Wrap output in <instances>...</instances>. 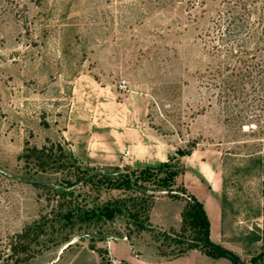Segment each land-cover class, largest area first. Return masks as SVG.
<instances>
[{"label": "rangeland", "instance_id": "374dc122", "mask_svg": "<svg viewBox=\"0 0 264 264\" xmlns=\"http://www.w3.org/2000/svg\"><path fill=\"white\" fill-rule=\"evenodd\" d=\"M224 1L0 0V264H219L188 251L204 248L194 225L180 229L181 200L194 195L212 215L216 184L251 220L264 189V49L249 44L242 80L205 76L206 32ZM249 2L260 30L264 0ZM142 136L167 141V164L129 156ZM57 143L63 167L20 157L42 145L58 156ZM126 171L146 190L127 186ZM150 209L166 227L145 219ZM35 223L44 231L28 255L13 252L15 234ZM236 239L226 243L240 259L264 263V240Z\"/></svg>", "mask_w": 264, "mask_h": 264}, {"label": "trees", "instance_id": "16d2710c", "mask_svg": "<svg viewBox=\"0 0 264 264\" xmlns=\"http://www.w3.org/2000/svg\"><path fill=\"white\" fill-rule=\"evenodd\" d=\"M251 4L249 0H225L223 2L222 8L219 9L212 27L207 30L208 37L205 40V47L207 53L210 56V64L205 68L206 79L208 82L213 85H217V82L226 80V82L231 81L234 77L240 78L241 80L249 74L247 69L243 71L244 67L248 66L246 63L248 47L250 43H254L258 46L259 49H264V3L259 4L257 24L261 25L260 30L255 24V21H249L248 17L250 15ZM255 9V8H254ZM257 32H259L257 36ZM240 49L241 56L235 52L236 49ZM253 48V46H251ZM260 64L262 65L264 61V52L259 55ZM238 62V63H237ZM224 66V67H223ZM245 67V68H246ZM260 67V66H259ZM222 68L226 69L224 73ZM236 69V70H235ZM257 76L264 75V68H259L256 71ZM261 77V76H260ZM263 78V77H262ZM264 79V78H263ZM258 81L262 84V79L258 78ZM57 148H59L58 156H55V153L46 152L47 146L42 145L41 147L37 146H27L24 151L20 154V157L28 163L31 160H34L36 169L44 170L47 166L54 167H63L65 166L64 162L60 160L61 156L64 155L60 144L57 143ZM51 151L53 144H51ZM182 154L189 153V150H179ZM159 164H167L165 161H160ZM262 172L264 173V153L261 159ZM171 177L175 173L170 171ZM134 176L133 171L125 172V183L127 186H134L137 182L131 181ZM140 186V185H139ZM142 187V186H141ZM167 194L170 197L179 198L180 194L167 189ZM263 216H264V190H263ZM189 200H186L181 211V223L180 229H184L186 222L194 225L198 231L197 238L201 240V246H203L206 253H213L215 255H222L216 250L209 248L205 244V234L207 227H209V220L207 214L204 210L203 203L198 200L194 195L189 196ZM114 208L106 207L104 211H100L101 214L110 217L113 215ZM145 219H149V214H145ZM141 226V223H139ZM264 226V220H263ZM43 228L40 224H34L33 226H26L20 232L15 234V242L12 243L13 252L22 251L25 255H28L31 247V243H36L38 237L43 232ZM216 244V243H215ZM188 248H197V243H189ZM220 246L219 244H216ZM234 253V252H233ZM19 256L15 260H18ZM18 258V259H17ZM256 256H252L250 263L251 264H264L261 261H257ZM234 262V261H233Z\"/></svg>", "mask_w": 264, "mask_h": 264}, {"label": "crops", "instance_id": "0c3cea01", "mask_svg": "<svg viewBox=\"0 0 264 264\" xmlns=\"http://www.w3.org/2000/svg\"><path fill=\"white\" fill-rule=\"evenodd\" d=\"M130 131L134 135L135 138L134 140L138 138L140 132L143 133V130H139L137 128L130 129ZM142 139H143L142 142L133 141L134 143L130 146V149L128 150L130 153L129 156H131V158L134 160L165 161L169 156V154L173 151V149L168 146L167 141L161 137H155L153 141L151 142L149 141L148 143H145L146 141L144 140V136H142ZM133 153L135 154V156ZM261 171H262V165H261ZM215 185L210 186L211 188H209L206 195V197L208 196L211 197L212 215H210L208 211L209 209L206 207V205H204V200L203 202L201 201L203 203L204 210L209 220L210 239L214 243L219 244L220 246L230 251H232L233 249L229 245H227L226 242L228 241L238 242L236 238L241 235L245 236L246 238L245 241L248 243L253 244L256 242L257 243L262 242L264 240V226H263L264 216H263V194H262L264 189L261 190L260 205L259 208L257 209L255 217H252L251 220H249V218L243 220L242 217L237 215V213H235L234 210L227 208L223 204V199L220 194L219 188L218 186ZM181 202H182V206H181L182 209L185 202H183V200H181ZM180 220H181V216H180ZM149 221L163 228L166 227L161 224L159 225L157 222L153 221L151 209L149 210ZM245 226L247 229L242 230L243 228H245ZM188 251L200 253L201 256H203L205 259H208L209 261L214 260L219 264H232L230 262H227L223 258H220L219 255L218 257H216V255L213 253H206L205 251L202 250L200 251L197 250L196 248L189 249Z\"/></svg>", "mask_w": 264, "mask_h": 264}, {"label": "water", "instance_id": "95a60500", "mask_svg": "<svg viewBox=\"0 0 264 264\" xmlns=\"http://www.w3.org/2000/svg\"><path fill=\"white\" fill-rule=\"evenodd\" d=\"M27 180H29L30 182L33 183H39V184H49V185H53L50 182H47L44 179H40V178H26ZM135 188L141 189V190H146L144 187H141L137 184L134 185ZM86 234L90 235V236H97V237H103V236H107V234H104L102 232H97V231H87ZM205 244L213 249L218 251L219 253H221L223 256L228 257L229 259H231L232 261H234L236 264H251L249 262L243 261L242 259H240L235 253H233L232 251L222 247V246H218L216 245L209 236V227H207L206 230V234H205Z\"/></svg>", "mask_w": 264, "mask_h": 264}]
</instances>
